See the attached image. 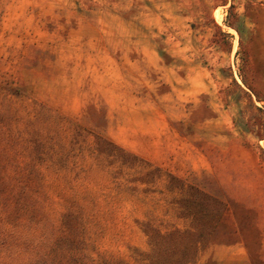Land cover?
Wrapping results in <instances>:
<instances>
[{
  "label": "rangeland",
  "instance_id": "rangeland-1",
  "mask_svg": "<svg viewBox=\"0 0 264 264\" xmlns=\"http://www.w3.org/2000/svg\"><path fill=\"white\" fill-rule=\"evenodd\" d=\"M63 212L67 264H264V0H0V264Z\"/></svg>",
  "mask_w": 264,
  "mask_h": 264
},
{
  "label": "trees",
  "instance_id": "trees-1",
  "mask_svg": "<svg viewBox=\"0 0 264 264\" xmlns=\"http://www.w3.org/2000/svg\"><path fill=\"white\" fill-rule=\"evenodd\" d=\"M228 25L233 26V24L231 23H228ZM94 144L95 145H93L91 149L87 147L88 149H90V152L97 159H101L99 161L102 164L103 161H108V165H113V168L104 167L106 169L105 171L111 174L113 169H117L119 171V174H121V176H118L116 178L114 177L113 181H115L116 183L126 182V177L131 172H133L134 174H139L140 177L147 176L151 171L157 172L158 174H156V176L158 177L164 175V172L161 168L153 167L147 161L134 154H131L124 148L116 145L106 138L97 135L95 136ZM147 168H150L152 170H148ZM82 216L83 215L81 213H62L63 229L60 230L59 237L53 242L48 252L46 253V260L48 264H67V262L64 260L66 259V254L72 253V255H74L73 249H71V247L68 251H66V247H69L71 245V242L67 241V238H71L72 240L70 241L75 242L77 230L79 229V225H77L78 219ZM44 264H46V261H44Z\"/></svg>",
  "mask_w": 264,
  "mask_h": 264
}]
</instances>
